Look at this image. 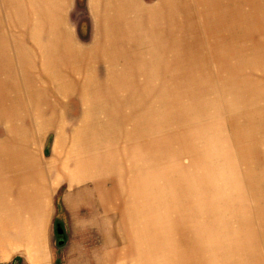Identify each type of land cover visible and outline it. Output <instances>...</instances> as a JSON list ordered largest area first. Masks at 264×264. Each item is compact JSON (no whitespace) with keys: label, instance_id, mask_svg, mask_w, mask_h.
<instances>
[{"label":"rangeland","instance_id":"rangeland-1","mask_svg":"<svg viewBox=\"0 0 264 264\" xmlns=\"http://www.w3.org/2000/svg\"><path fill=\"white\" fill-rule=\"evenodd\" d=\"M115 10L0 0V178L52 171L40 251L0 264H264V0Z\"/></svg>","mask_w":264,"mask_h":264},{"label":"crops","instance_id":"crops-1","mask_svg":"<svg viewBox=\"0 0 264 264\" xmlns=\"http://www.w3.org/2000/svg\"><path fill=\"white\" fill-rule=\"evenodd\" d=\"M140 3L141 0H88L89 5H101L103 7L105 6L110 14H115V7L135 6L140 5ZM57 6L60 7L59 4ZM105 20L111 21L114 19L112 18V16H107ZM131 44L133 45L132 47H134L135 38L132 39ZM126 51L132 53L134 49L130 48L128 45ZM64 84L65 82H63V84L59 83L60 86H63ZM89 86H93V82H86L83 86L80 87L81 94L84 95V99L82 97L81 98L84 102L86 101V99L90 100L91 98L86 96V94L88 95ZM89 92L92 93L91 90H89ZM59 93L60 95H67L66 92ZM93 100L97 101L98 99ZM30 172L34 174L32 175L29 172L17 171L16 173L4 175L2 178H0V190L2 191L1 195L4 196L5 199H8V197L11 195V192L13 193L16 188L29 190L27 195L23 198L29 196L31 191L37 192H34V196L30 199L28 197L29 200H24L21 197V199L17 201V203L16 201L9 202L6 208L2 207L0 209V247L13 240L12 242H15V246H18L19 244L23 246V244H25L24 248L28 249V247H31V251L33 250L32 253H34L40 251L39 246L43 238L42 227L44 226L46 217L50 212V192L47 191V189L51 186V184H49V182L46 180V177L50 176L52 174V171L50 168H34L31 169ZM37 177L41 179H38L36 184H41L42 190H36L34 185L29 188L30 182H32L33 184L34 178L36 179ZM23 212L24 214L27 213L29 215V220H26L25 217L22 216ZM43 263L52 264V262L48 261V258L46 256L43 259Z\"/></svg>","mask_w":264,"mask_h":264},{"label":"water","instance_id":"water-1","mask_svg":"<svg viewBox=\"0 0 264 264\" xmlns=\"http://www.w3.org/2000/svg\"><path fill=\"white\" fill-rule=\"evenodd\" d=\"M56 235L58 239V245L64 246L66 242L65 230L62 224L58 223L56 226Z\"/></svg>","mask_w":264,"mask_h":264},{"label":"bare ground","instance_id":"bare-ground-1","mask_svg":"<svg viewBox=\"0 0 264 264\" xmlns=\"http://www.w3.org/2000/svg\"><path fill=\"white\" fill-rule=\"evenodd\" d=\"M213 212V211H212ZM219 213V212H218ZM216 223V222H215ZM218 258V257H217ZM255 259V258H254ZM210 260V259H209Z\"/></svg>","mask_w":264,"mask_h":264}]
</instances>
